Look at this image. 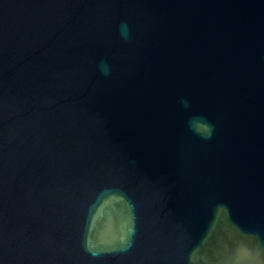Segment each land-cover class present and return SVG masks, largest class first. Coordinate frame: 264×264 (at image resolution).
I'll list each match as a JSON object with an SVG mask.
<instances>
[{"label": "water", "instance_id": "95a60500", "mask_svg": "<svg viewBox=\"0 0 264 264\" xmlns=\"http://www.w3.org/2000/svg\"><path fill=\"white\" fill-rule=\"evenodd\" d=\"M0 264H264V0H0Z\"/></svg>", "mask_w": 264, "mask_h": 264}, {"label": "clouds", "instance_id": "9594fccd", "mask_svg": "<svg viewBox=\"0 0 264 264\" xmlns=\"http://www.w3.org/2000/svg\"><path fill=\"white\" fill-rule=\"evenodd\" d=\"M120 33L125 39L128 38L127 24H121ZM100 70L104 75L110 74V66L106 62H101ZM190 125L194 132L202 135L206 139L210 138L213 133V126L204 117H193L190 121Z\"/></svg>", "mask_w": 264, "mask_h": 264}]
</instances>
